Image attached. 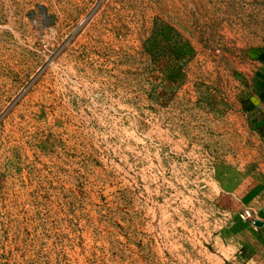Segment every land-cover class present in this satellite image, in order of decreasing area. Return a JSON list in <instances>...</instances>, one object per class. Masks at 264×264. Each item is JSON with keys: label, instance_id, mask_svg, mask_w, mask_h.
Listing matches in <instances>:
<instances>
[{"label": "rangeland", "instance_id": "1", "mask_svg": "<svg viewBox=\"0 0 264 264\" xmlns=\"http://www.w3.org/2000/svg\"><path fill=\"white\" fill-rule=\"evenodd\" d=\"M249 173L264 0H0V264H264Z\"/></svg>", "mask_w": 264, "mask_h": 264}, {"label": "crops", "instance_id": "2", "mask_svg": "<svg viewBox=\"0 0 264 264\" xmlns=\"http://www.w3.org/2000/svg\"><path fill=\"white\" fill-rule=\"evenodd\" d=\"M222 193L234 201L233 215L240 216L247 212V217L252 222L263 223L259 229L264 228V178L253 173L246 174L233 184L227 185Z\"/></svg>", "mask_w": 264, "mask_h": 264}, {"label": "water", "instance_id": "3", "mask_svg": "<svg viewBox=\"0 0 264 264\" xmlns=\"http://www.w3.org/2000/svg\"><path fill=\"white\" fill-rule=\"evenodd\" d=\"M254 225L257 226V227H261L263 225V223L260 222V221H255Z\"/></svg>", "mask_w": 264, "mask_h": 264}, {"label": "built area", "instance_id": "4", "mask_svg": "<svg viewBox=\"0 0 264 264\" xmlns=\"http://www.w3.org/2000/svg\"><path fill=\"white\" fill-rule=\"evenodd\" d=\"M248 215H247V212H244V213H242V217H247Z\"/></svg>", "mask_w": 264, "mask_h": 264}]
</instances>
